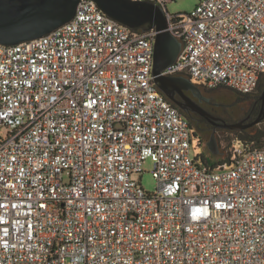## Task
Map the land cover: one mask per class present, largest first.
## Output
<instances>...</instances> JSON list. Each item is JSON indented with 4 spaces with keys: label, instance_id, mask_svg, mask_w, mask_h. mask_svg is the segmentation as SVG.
Wrapping results in <instances>:
<instances>
[{
    "label": "built area",
    "instance_id": "obj_1",
    "mask_svg": "<svg viewBox=\"0 0 264 264\" xmlns=\"http://www.w3.org/2000/svg\"><path fill=\"white\" fill-rule=\"evenodd\" d=\"M167 20L181 50L164 74L257 91L264 0ZM157 33L81 0L51 33L0 44V264H264V148L234 140L217 168L193 155L155 82ZM148 159L156 192L134 177Z\"/></svg>",
    "mask_w": 264,
    "mask_h": 264
},
{
    "label": "water",
    "instance_id": "obj_2",
    "mask_svg": "<svg viewBox=\"0 0 264 264\" xmlns=\"http://www.w3.org/2000/svg\"><path fill=\"white\" fill-rule=\"evenodd\" d=\"M112 19L134 30L158 31L155 39L154 68L155 82L160 90L185 112H197L212 120H221L218 126L228 130H243L264 120V89L261 93L262 107L258 116H250L227 122L211 115L196 103L185 91L192 90L203 97L201 88L191 79L164 74L181 50L180 41L168 30L167 8L150 0H94ZM81 0H0V44L14 45L51 33L76 14ZM180 96V97H179ZM216 136L212 133L209 146L216 149Z\"/></svg>",
    "mask_w": 264,
    "mask_h": 264
},
{
    "label": "rangeland",
    "instance_id": "obj_3",
    "mask_svg": "<svg viewBox=\"0 0 264 264\" xmlns=\"http://www.w3.org/2000/svg\"><path fill=\"white\" fill-rule=\"evenodd\" d=\"M200 0H168L166 3V8L171 14H185V13H191L196 6L199 4ZM233 92V91H232ZM236 93V92H234ZM237 94V93H236ZM254 99L253 97H251ZM246 104V102H242L239 106V108L235 111V114L232 116L231 119H239L242 116V111L241 107ZM202 126L205 128V124H202ZM264 131V120L255 127L253 130L254 133L257 131ZM215 136H216V149L217 152H213L209 146V141L211 137V132H206L205 137L203 138V143L202 146H200L197 142V139L195 138L193 140L192 144V153L193 155H198L203 152L206 153L207 156L213 159V161H218L219 158H224L225 156L222 153L223 151L225 154L227 153V150L231 151L232 144L234 142V138H236V133L233 132L232 130H220L215 131ZM232 142L231 147L228 149L227 145L228 142ZM201 162L202 160L199 159ZM204 165V164H203ZM154 163L151 159L146 160L143 163V172L140 174H134V177L139 179L140 182L142 183L143 187L150 192H156L157 191V180L152 174V169H153ZM228 167L229 165L226 164Z\"/></svg>",
    "mask_w": 264,
    "mask_h": 264
},
{
    "label": "flooded vegetation",
    "instance_id": "obj_4",
    "mask_svg": "<svg viewBox=\"0 0 264 264\" xmlns=\"http://www.w3.org/2000/svg\"><path fill=\"white\" fill-rule=\"evenodd\" d=\"M201 90L203 97L195 95L192 90H187L185 92L187 95L192 97L196 103L206 109L211 115L220 119H224L227 122H234L248 116H250L249 120H253L255 118L259 105V99H252L250 96L245 98L244 96L232 92L231 89L226 87H218L214 89L201 88ZM242 102H246V104L241 107V110H244L242 112V116L239 119H231ZM187 114L192 115L193 119L198 123L205 124V128L211 130L213 133L222 128L217 124L221 120L213 123L212 120L201 116L197 112L191 111Z\"/></svg>",
    "mask_w": 264,
    "mask_h": 264
},
{
    "label": "trees",
    "instance_id": "obj_5",
    "mask_svg": "<svg viewBox=\"0 0 264 264\" xmlns=\"http://www.w3.org/2000/svg\"><path fill=\"white\" fill-rule=\"evenodd\" d=\"M264 89V78H262L257 91L254 94H240L238 92H236L237 94L244 96L245 98L247 97H253L254 99H259V105H258V109H257V113L255 115V117L258 116L259 112L261 111V107H262V100L260 98L261 93ZM233 91V90H232ZM235 92V91H233ZM171 101V100H170ZM171 103L176 106L178 109H180L181 111H183L177 104H175L173 101H171ZM184 112V111H183ZM185 115L188 117V119L190 120L191 123V127L193 128L194 132V136L196 139H198V144L200 146H202L203 143V138L205 137V133L206 132H211L212 135V131L209 129H206L202 126V124L198 123L196 120L193 119V116L190 114H187L186 112H184ZM261 123V122H260ZM259 123V124H260ZM256 124L250 128L247 129H243V130H232L233 132L236 133V138H234L235 140H241L244 144H247L250 146V149H261L264 148V131H257L254 133V129L257 125ZM220 130L225 131L224 128H221ZM228 130V129H226ZM218 131V130H217ZM232 142H228V149L231 147ZM232 148V147H231ZM222 153H224L223 155L225 156L224 158H219L218 161H213L212 158H210L209 156L206 155L205 152L198 154L197 158L202 160V163L206 166H210L211 168H217L225 163L228 162V160L231 158L232 156V152L227 150V153L225 154V152L223 151Z\"/></svg>",
    "mask_w": 264,
    "mask_h": 264
}]
</instances>
